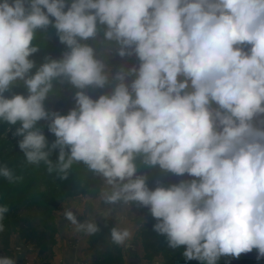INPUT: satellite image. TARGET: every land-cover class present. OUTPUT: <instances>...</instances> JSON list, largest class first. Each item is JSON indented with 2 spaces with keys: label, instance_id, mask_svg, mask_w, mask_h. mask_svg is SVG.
<instances>
[{
  "label": "clouds",
  "instance_id": "clouds-1",
  "mask_svg": "<svg viewBox=\"0 0 264 264\" xmlns=\"http://www.w3.org/2000/svg\"><path fill=\"white\" fill-rule=\"evenodd\" d=\"M49 26L67 50L30 75L35 30ZM101 30L138 64L121 66L111 92L93 99L84 90L110 79L82 41ZM54 80L79 89L67 115L45 107ZM16 81L28 95L6 97ZM0 120L20 123L14 134L28 163L67 179L82 162L104 178L105 203L148 208L154 231L170 248L183 246L186 260L217 264L254 248L264 257V0H0ZM40 121L56 137L50 147ZM137 157L189 179L150 189ZM0 173L13 180L7 168ZM8 211L0 206V220ZM63 215L76 231L99 230L71 210ZM110 234L117 245L130 236L117 227Z\"/></svg>",
  "mask_w": 264,
  "mask_h": 264
},
{
  "label": "rangeland",
  "instance_id": "rangeland-1",
  "mask_svg": "<svg viewBox=\"0 0 264 264\" xmlns=\"http://www.w3.org/2000/svg\"><path fill=\"white\" fill-rule=\"evenodd\" d=\"M50 19L54 18L50 17ZM54 30L56 29L52 26L35 30L32 46H35L38 50L29 57L30 60L35 62V67L31 70L30 75L35 74L37 69L46 62V58L59 60L67 50L66 45L59 41L57 33L54 34ZM117 48L118 46L114 41H108V44L104 45L101 54L103 57L100 60L105 63V71L108 73L109 78L113 77L121 66L127 68L131 65L130 61L133 56L115 58ZM110 49L111 51H109ZM113 84L114 80L108 85L109 93ZM60 89L63 90L59 91ZM74 89L77 88L70 83L61 84L58 80H54L53 90L44 102L46 109L58 111L56 103L67 96L68 93H72ZM84 91L93 99H97L101 95V89L96 87L90 86ZM13 94L28 95L23 81L14 82L9 91L5 93V96L11 97ZM65 100V108L63 109H67L70 105L76 103L74 97H68ZM19 127V122L16 125H10L0 120V170L7 168L13 175V180L10 181L0 173V197H2L0 206H7L9 209L4 214L3 220H0V224L8 226V229L3 228V230H0V257H4L3 250L6 251L4 230L9 232L6 240L7 245L12 242L11 246L16 247V239L13 235L20 237L21 231L28 241L39 244L41 237L47 236L48 238L50 234L54 235L56 228L60 232L58 234L59 241L77 238L73 241L75 246H78L80 241L87 237V246L82 250L85 258L75 257L74 262L76 264H201L198 260H186L183 256V246L172 249L168 246L165 236H156L157 233L154 231L156 220L141 211L135 202L128 204L120 202L115 206L105 203L101 198L102 192L107 188L104 178L90 171L87 166L73 170V172L68 170L67 179H61V174L55 170L50 173L48 165L43 161L38 164L28 163L24 152L19 148V142L23 137L14 134ZM37 127L42 128L45 136L52 134L48 131L45 121L38 122ZM49 141L52 142L51 137ZM87 172H91V174ZM151 173L153 178L164 186L178 183L183 179H189L187 174L176 176L173 173L162 171L158 167L154 168ZM51 197L56 198V204L58 205L56 212L54 211L57 215V221L46 218L47 215L39 211L38 206L32 204V200L36 198L48 201ZM66 209L75 211L79 222L95 221L99 229L98 232L89 235L83 231H76L75 226L67 221L63 215ZM109 210L120 217L119 221L115 218L105 220L99 215ZM46 224L55 227L53 233L48 231L50 227L45 226ZM113 227L129 231L130 236L123 244L117 245L112 241L110 233ZM104 228L106 230L103 239L100 243H96ZM37 233L38 240L35 238ZM147 235L151 237L145 239L144 236ZM25 237L21 236L20 239L26 244H30L31 242L25 241ZM51 239L49 238V240ZM54 243L55 241H53V245ZM61 244L63 245V243ZM35 246L39 248V245ZM17 253L19 255L21 253L19 248H17ZM257 254L258 250L254 248L251 252L241 253L236 258L222 256L217 264H264V257L257 259ZM38 257V264H50L52 260L51 250L48 255L43 257L38 255ZM12 258L16 262L15 257Z\"/></svg>",
  "mask_w": 264,
  "mask_h": 264
},
{
  "label": "trees",
  "instance_id": "trees-1",
  "mask_svg": "<svg viewBox=\"0 0 264 264\" xmlns=\"http://www.w3.org/2000/svg\"><path fill=\"white\" fill-rule=\"evenodd\" d=\"M53 32L55 34L56 33V30H54ZM102 36H103V31L101 30L100 33H99V35L96 38H91V39H89L87 41H82V43H86V44L92 46L95 49V53H96V58L97 59H101L103 57V56H101V54H102L104 45L108 44V41L104 40V38ZM109 51H111V49ZM118 57H119V55L115 52V58H118ZM111 81L112 80L110 79V82ZM62 90L63 89H60L59 91H62ZM77 91H78V89H76V90L74 89V91H72V93H68L67 96H65L64 98L60 99L56 103V108H57L58 112L61 115H67L68 112H69V110L72 109V105H70V107H68L67 109H63V108H65L64 102L66 101L65 99H68V97L69 98H73L75 96V93ZM100 93L101 94L109 93L108 85H106L103 89H101ZM45 137H46V140L48 141V145L50 147L51 146V143H53L55 141L56 137L54 136V134H50V135H47ZM50 137L52 139V142L51 143L49 141ZM45 150H48V149H45ZM58 155H59V148L53 150L51 152L50 156H49V159L52 161L53 166H55L56 163H57V161H58ZM136 164H137V168H138V174H144V175H146V177H147V181L146 182H147L148 187L150 189H154L156 187V185H157V180L153 178V175L151 173V172L154 171V168H151V167H148V166L144 165L142 163V158L141 157H137ZM84 166L86 167V165H84L82 162L73 163L72 167L69 170H71L73 172V170H78L80 168H84ZM87 173L88 174H91V172H87ZM14 178L16 179V177H14ZM169 185H171V184H169ZM165 186H168V185H165ZM1 199H2V197H0V202H1ZM32 204H34L35 206H38L39 207L38 208L39 211H41L43 214H46L47 215L46 218H48V219L51 218L52 210H54L55 207L57 206V204H56V198L53 199V197H51L50 200H48V201H43V200H40L39 198H36V199L32 200ZM140 209H141V211H144L148 216H151L148 208L140 207ZM2 225H3V228L8 229V226L7 225H5V224H2ZM45 226L50 227V229H48L49 232H51V233L54 232V230H53L54 228L52 226H50V224H46ZM105 230H106L105 228L102 230V233L98 237L96 243H100L101 242V240L103 239ZM3 235L5 237L4 244H5V246H7L6 240H7L8 236H9V232L7 230H4ZM157 235H159V234H156V236ZM21 236L22 237H25L23 235L22 231H21L20 238H21ZM52 236H53V234H50V236L48 238H47V236H45L44 238L41 237L40 238L41 239L40 243L39 244L37 243L36 245L37 246L39 245V248L42 251L43 250L45 251L46 249H48L49 244L52 242V240H49V238H52ZM149 237H151V236H149V235L144 236L145 239L146 238H149ZM35 238H37V240H38V233H37V235H36ZM25 241H28V239L26 238ZM49 241H50V243L48 244ZM28 242H31L32 243L33 241H28Z\"/></svg>",
  "mask_w": 264,
  "mask_h": 264
},
{
  "label": "crops",
  "instance_id": "crops-1",
  "mask_svg": "<svg viewBox=\"0 0 264 264\" xmlns=\"http://www.w3.org/2000/svg\"><path fill=\"white\" fill-rule=\"evenodd\" d=\"M130 64L131 65H129V66L138 64L137 58L135 56L132 57ZM129 66H127V67H129ZM118 71H119V69H118ZM111 78H112V76H111ZM115 83H116V81H114V84ZM114 84L111 87H113ZM75 106H76V103L74 105H72V109ZM213 107H215V105H213ZM67 200L69 201L70 199L68 198ZM57 208H58V205L53 210V213H51V218L55 219L56 221L58 220L57 215L55 214ZM73 213L75 214L76 212L73 211ZM50 226H51V224H50ZM59 233L60 232H58L55 228V233L51 239L52 240L51 245H49L48 249H46L45 251L44 250L42 251L40 248H37L35 246L36 244H33V243L26 244L24 241H22L20 239V237L18 235H13V237L16 239V241H15L16 247L11 246L12 242H9L8 245L6 246L7 252L3 250L4 257L12 258L14 256L15 260H16L15 264H38V258H39L38 255H40V257H43L44 255H48L50 253V250H51V253H52L51 259L52 260L50 261V264H76V262H74L75 257H80V258L84 259L85 255H84V252L82 250H83V248H85L87 246L86 245V242H87L86 238L87 237L85 239H82V241H80L78 246H75L73 241L77 238H72L70 240L68 238V239H62L59 241V239H58ZM68 236H70V235H68ZM65 240H67L66 244H65ZM53 241H55L54 245H53ZM88 241H89V238H88ZM61 243H63V245ZM17 248H19L21 251L20 255H19V253H17ZM234 258H236V257H234Z\"/></svg>",
  "mask_w": 264,
  "mask_h": 264
}]
</instances>
